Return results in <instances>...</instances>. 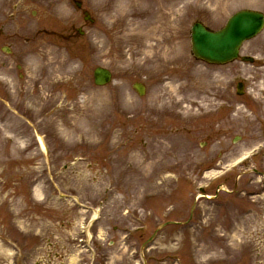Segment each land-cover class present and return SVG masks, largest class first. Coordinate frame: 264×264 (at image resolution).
<instances>
[{
	"label": "rangeland",
	"instance_id": "374dc122",
	"mask_svg": "<svg viewBox=\"0 0 264 264\" xmlns=\"http://www.w3.org/2000/svg\"><path fill=\"white\" fill-rule=\"evenodd\" d=\"M241 8L264 0H0V264H84L93 209L114 264H264V31L253 64L190 45Z\"/></svg>",
	"mask_w": 264,
	"mask_h": 264
},
{
	"label": "water",
	"instance_id": "95a60500",
	"mask_svg": "<svg viewBox=\"0 0 264 264\" xmlns=\"http://www.w3.org/2000/svg\"><path fill=\"white\" fill-rule=\"evenodd\" d=\"M263 24L262 13L251 10L237 12L223 29L215 32L196 23L193 30L194 45L203 59L212 63H226L237 57L242 42L258 33ZM96 79L97 83L105 84L110 79V73L99 68L96 70Z\"/></svg>",
	"mask_w": 264,
	"mask_h": 264
},
{
	"label": "bare ground",
	"instance_id": "6f19581e",
	"mask_svg": "<svg viewBox=\"0 0 264 264\" xmlns=\"http://www.w3.org/2000/svg\"><path fill=\"white\" fill-rule=\"evenodd\" d=\"M211 1H213V2L214 1H218L219 3L221 2V0H211ZM144 30L145 31L142 32V33H136L128 25L127 27H124V28H122V30L118 31V33L120 35L117 36L116 42L124 45L126 43H129L131 40H133L136 37L139 38L140 40H142V39H146L147 40L150 36H153L156 33L155 31L149 29V26H147ZM43 65L46 66L48 75L53 73V66H52L53 65V61L49 57L46 59V61L44 62ZM44 108H45V106L42 107L43 110H44ZM41 145L44 147V144H43L42 140H41ZM88 232H89V229H88Z\"/></svg>",
	"mask_w": 264,
	"mask_h": 264
}]
</instances>
